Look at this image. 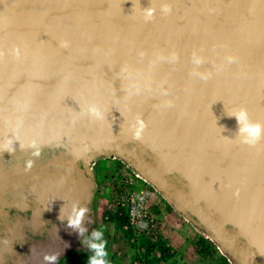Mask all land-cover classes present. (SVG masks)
I'll use <instances>...</instances> for the list:
<instances>
[{
  "label": "water",
  "instance_id": "water-1",
  "mask_svg": "<svg viewBox=\"0 0 264 264\" xmlns=\"http://www.w3.org/2000/svg\"><path fill=\"white\" fill-rule=\"evenodd\" d=\"M241 108L264 125V0H0V253L40 221L34 249L78 250L65 219L76 203L95 230L94 164L116 159L230 264H264V135L240 142Z\"/></svg>",
  "mask_w": 264,
  "mask_h": 264
},
{
  "label": "rangeland",
  "instance_id": "rangeland-1",
  "mask_svg": "<svg viewBox=\"0 0 264 264\" xmlns=\"http://www.w3.org/2000/svg\"><path fill=\"white\" fill-rule=\"evenodd\" d=\"M94 172V225L107 241L108 264H167L172 249L165 234L174 228L176 240L179 232L186 236L202 258L230 264L213 243L178 216L129 167L116 159H103L95 162ZM200 239H205L201 246ZM92 254L83 243L66 264H87Z\"/></svg>",
  "mask_w": 264,
  "mask_h": 264
},
{
  "label": "clouds",
  "instance_id": "clouds-1",
  "mask_svg": "<svg viewBox=\"0 0 264 264\" xmlns=\"http://www.w3.org/2000/svg\"><path fill=\"white\" fill-rule=\"evenodd\" d=\"M167 11V9H164ZM153 15V10L148 8L146 9V19H151ZM234 58L228 57L229 62H232ZM196 64H200L201 60L196 59L194 61ZM202 79H208L207 76L201 75ZM90 111L99 116V112L96 108H91ZM229 117H235L238 125V131L236 136L239 138L240 142L246 144L248 146H255L257 142L261 139L262 135H264V125L259 123H252L249 120L248 112L246 109L241 108L233 115ZM139 127L136 129L134 133V139H140L141 133L144 129V124L142 121L137 122ZM38 155V153H36ZM32 167V162L29 161L26 166V171ZM88 212L87 208L80 207L78 204L73 203L71 212L66 217V227L75 231L80 237H84L83 243L86 248L92 252L93 254L88 257L87 264H108V252L107 248V241L103 238V231L102 230H93L89 236L85 237L84 234L88 233L86 227L82 226L84 222V218L86 213ZM60 220V216L58 217ZM64 221V220H63ZM58 260V254H44L43 261L47 262V264H56Z\"/></svg>",
  "mask_w": 264,
  "mask_h": 264
},
{
  "label": "flooded vegetation",
  "instance_id": "flooded-vegetation-1",
  "mask_svg": "<svg viewBox=\"0 0 264 264\" xmlns=\"http://www.w3.org/2000/svg\"><path fill=\"white\" fill-rule=\"evenodd\" d=\"M10 212L11 225L17 219L30 218L29 214ZM19 215V216H17ZM50 228L49 223L43 224L42 222L34 223L31 226H26L25 228L18 229V236L14 238V245L11 249L0 253V264H34L31 259L38 256L40 263L47 264L43 261L44 252L41 250L37 251L34 249L37 242H41L45 239L46 233ZM6 230L4 226H0V232ZM71 255H68L60 264H66Z\"/></svg>",
  "mask_w": 264,
  "mask_h": 264
},
{
  "label": "crops",
  "instance_id": "crops-1",
  "mask_svg": "<svg viewBox=\"0 0 264 264\" xmlns=\"http://www.w3.org/2000/svg\"><path fill=\"white\" fill-rule=\"evenodd\" d=\"M176 229H169L165 234L168 245L172 249V256L166 260L167 264H223L220 260L213 259L212 257L202 258L198 254L196 246L187 243L186 236L180 237L176 240ZM191 259V262L189 263Z\"/></svg>",
  "mask_w": 264,
  "mask_h": 264
},
{
  "label": "bare ground",
  "instance_id": "bare-ground-1",
  "mask_svg": "<svg viewBox=\"0 0 264 264\" xmlns=\"http://www.w3.org/2000/svg\"><path fill=\"white\" fill-rule=\"evenodd\" d=\"M121 162V161H120ZM122 164H124L125 166H127L125 163H123V162H121ZM5 222V219L3 218V217H0V223L2 224V223H4ZM36 222H38V220H36ZM41 222V221H40ZM39 222V223H40ZM17 224H19V222L17 221L16 222ZM18 230V229H17ZM201 233V232H200ZM18 234V233H17ZM18 236V235H17ZM16 236H14V238H15ZM14 238H13V240H14ZM11 249V248H10ZM9 250V249H8ZM37 251H38V249H37ZM31 261H32V263H34V264H39L40 263V260H39V258H38V256L37 255H35V257H33L32 259H31Z\"/></svg>",
  "mask_w": 264,
  "mask_h": 264
},
{
  "label": "trees",
  "instance_id": "trees-1",
  "mask_svg": "<svg viewBox=\"0 0 264 264\" xmlns=\"http://www.w3.org/2000/svg\"><path fill=\"white\" fill-rule=\"evenodd\" d=\"M205 239H200V241L198 242V244H200V246H201V244H203L205 241H204Z\"/></svg>",
  "mask_w": 264,
  "mask_h": 264
}]
</instances>
